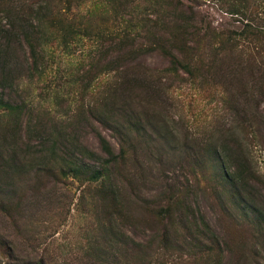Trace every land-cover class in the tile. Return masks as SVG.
Listing matches in <instances>:
<instances>
[{"label": "rangeland", "instance_id": "1", "mask_svg": "<svg viewBox=\"0 0 264 264\" xmlns=\"http://www.w3.org/2000/svg\"><path fill=\"white\" fill-rule=\"evenodd\" d=\"M223 1L0 0L1 30L30 17L46 58L41 75L9 63L26 108L0 110V264H264V98H246L217 50L243 26ZM128 68L152 89L135 91L121 143L100 119ZM229 127L248 156L243 198L214 179ZM99 133L117 159L104 181L83 172L104 163L88 153L106 157ZM179 216L199 228L186 234Z\"/></svg>", "mask_w": 264, "mask_h": 264}, {"label": "trees", "instance_id": "2", "mask_svg": "<svg viewBox=\"0 0 264 264\" xmlns=\"http://www.w3.org/2000/svg\"><path fill=\"white\" fill-rule=\"evenodd\" d=\"M157 2H165L168 0H156ZM223 1V0H222ZM226 11L231 13L232 16L241 19L242 28L238 31L232 30L231 35L221 36L217 35L218 38V48L221 52L229 51L231 54V64L235 68V72L231 74V80L238 83H249L250 89L247 91L242 86L236 88V95H242L246 91V98L249 95L252 100L257 98H264V0H224ZM7 15V20L5 24H2L3 29L0 28V52L4 51L5 54L0 55V110L15 112L16 114H21L26 108L25 100L21 96L17 88V84L12 79L7 78L11 64L18 60L19 63L24 66L28 72L42 74L43 70L41 65L44 64L46 58L43 56L41 49V38L40 31H38L33 24L30 17H20V18H10ZM192 18H187L190 22ZM237 19V20H239ZM54 22V18H46V23L51 26ZM7 25V27H6ZM59 28V27H58ZM69 29V28H68ZM64 32V29H63ZM60 40L65 41L67 36L61 33L59 36ZM40 45V46H39ZM134 46V45H133ZM133 50H130L132 52ZM122 52H117V56ZM171 55V63L175 65L174 71L177 70L178 59L173 53L168 52ZM220 54L216 52L214 56ZM9 57V59L4 62L2 57ZM13 62V63H12ZM11 63V64H9ZM10 66V67H9ZM124 78L122 82H114L107 86L108 95L106 96V102H104L102 110L107 115L101 118L103 124H107V128L112 131L117 132L119 141L121 143L125 142L129 137L132 129H135L136 123L135 118L141 113H136L134 109L135 101V91L139 88L142 89H152V85L143 80L134 77L137 75L134 71L128 68L124 72ZM132 75L130 77H125L126 75ZM155 89L154 91H156ZM159 91V89H158ZM157 91V92H158ZM93 104H89L88 108L92 109ZM100 115L102 113L99 112ZM264 124V122L262 123ZM230 128V129H229ZM227 130L228 136L234 137L235 141L233 145H228L225 147V152L223 154L217 155V161L219 166L217 167V173L214 179H216L218 185L221 187L223 185L231 186L229 191L231 197L245 194L243 186H250L251 182L248 180L250 175L245 173L247 160V153L241 150L240 135L236 128L229 127ZM8 130V131H7ZM20 130V127L17 131ZM258 131H261L258 128ZM9 127L4 129L3 134L11 133ZM98 140L100 143V148L106 157L95 153L94 151L88 150L93 158H100L104 163H99L98 166L95 164L91 165L89 169L84 170V174H87L91 180L104 181L108 175L109 168L116 163L117 159L113 153L110 143L107 139L98 134ZM235 161L236 167L231 163ZM237 163L240 165L237 166ZM206 164H200L201 176H205ZM77 171H75V174ZM194 176V175H193ZM191 184L186 181L185 189L188 192H192ZM232 187L235 192L232 191ZM244 193V194H243ZM215 194H219L215 191ZM248 202L245 203L247 207ZM178 224L183 232L191 235L192 226L194 228H199L195 222L188 224L184 221V218L178 217ZM200 219V218H199ZM202 226L209 229V225L200 219ZM211 242L215 240L211 239Z\"/></svg>", "mask_w": 264, "mask_h": 264}]
</instances>
